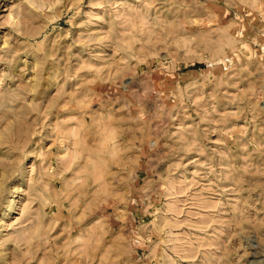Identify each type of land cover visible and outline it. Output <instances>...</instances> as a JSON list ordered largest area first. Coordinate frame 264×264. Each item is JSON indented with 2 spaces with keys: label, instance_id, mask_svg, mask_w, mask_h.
I'll return each instance as SVG.
<instances>
[{
  "label": "clouds",
  "instance_id": "9594fccd",
  "mask_svg": "<svg viewBox=\"0 0 264 264\" xmlns=\"http://www.w3.org/2000/svg\"><path fill=\"white\" fill-rule=\"evenodd\" d=\"M0 264H264V0H0Z\"/></svg>",
  "mask_w": 264,
  "mask_h": 264
}]
</instances>
